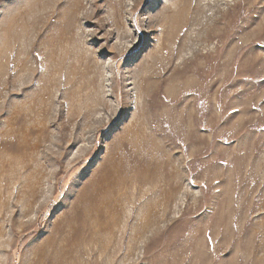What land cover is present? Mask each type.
Segmentation results:
<instances>
[{"label":"rangeland","instance_id":"374dc122","mask_svg":"<svg viewBox=\"0 0 264 264\" xmlns=\"http://www.w3.org/2000/svg\"><path fill=\"white\" fill-rule=\"evenodd\" d=\"M93 1L0 0V264H264V0Z\"/></svg>","mask_w":264,"mask_h":264},{"label":"bare ground","instance_id":"6f19581e","mask_svg":"<svg viewBox=\"0 0 264 264\" xmlns=\"http://www.w3.org/2000/svg\"><path fill=\"white\" fill-rule=\"evenodd\" d=\"M109 1H113V0H109ZM187 1V0H186ZM96 0H94L92 3H93V6H96ZM183 2V1H182ZM188 2H192V0H188ZM118 6V5H115V7ZM123 6V5H122ZM188 6V5H187Z\"/></svg>","mask_w":264,"mask_h":264}]
</instances>
